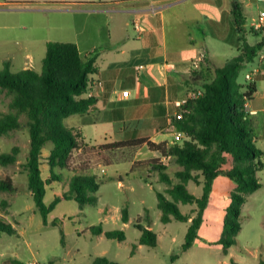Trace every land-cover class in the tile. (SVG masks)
Wrapping results in <instances>:
<instances>
[{"label":"trees","instance_id":"16d2710c","mask_svg":"<svg viewBox=\"0 0 264 264\" xmlns=\"http://www.w3.org/2000/svg\"><path fill=\"white\" fill-rule=\"evenodd\" d=\"M231 15L234 30L238 35V53L223 66L215 69L214 79L202 85V93L199 97L187 101L181 107L182 118L172 120L174 130L183 133L190 139L189 142L180 146L177 143L156 144L146 138H140L134 141L98 145L99 150L111 152L145 144L160 158H172L182 168L176 173L180 183L172 185L166 191L173 201L156 192L162 223H168L171 219L189 223L181 246L182 252L188 250L192 242L198 238L197 230L203 209L212 182L218 175L222 174L236 184L234 191L229 195L230 203L225 210L223 234L219 240V244L224 249L234 243L233 236L240 230L239 217L241 207L246 200L245 196L261 188L258 173L264 168V152L256 147L248 116L243 107L244 101L251 98L255 86L246 80L244 84H240L237 79L241 68L252 63L264 49V25L256 30L253 27L247 30L237 0L231 2ZM248 34L259 35L260 40L250 44L246 38ZM96 57L97 51H94L82 58L77 46L71 42H48L40 72L24 69L11 73L6 64L0 70V91L11 96L9 108L14 111V114L0 118V136L19 129L18 115H25L29 143L22 168L35 209L44 225H48L47 215L61 200H74L80 209L85 205L97 204L96 192L102 181L95 175L86 174L83 169L70 167L71 154L87 146L80 139L75 128H67L62 124L65 118L89 113L94 107L95 100L88 97L87 93L90 90L89 76L95 72ZM46 146H49L47 163L50 177L43 181L40 177L39 165L41 151ZM19 152V147L15 146L11 149V153L0 154V166L14 165ZM226 156L231 158L232 166L224 171L221 168L225 164ZM147 166L158 173L161 182L171 183L159 158L149 161ZM59 171L72 174L68 189L60 197H55L49 205H45L43 202L45 185L58 180ZM189 181L202 184V193L199 197H195L186 189L185 184ZM0 193L10 196L16 193L8 177H0ZM178 203L194 204L196 208L192 212L193 215L183 214ZM8 206V199L0 201V211H5ZM142 217L145 219L146 228L138 219L133 224L140 232L138 244L155 247L156 236L148 229L151 220L147 211ZM121 221L122 223L128 221L126 208L121 210ZM55 224L56 222L51 223L53 226ZM91 230L96 234L102 232L101 227H92ZM59 231L60 241L63 242V233ZM0 234H15L13 227L3 217H0ZM104 236L119 242L125 239L124 233L120 230L107 231ZM176 259L177 255H172L169 264H175ZM91 264L119 263L99 257Z\"/></svg>","mask_w":264,"mask_h":264},{"label":"crops","instance_id":"0c3cea01","mask_svg":"<svg viewBox=\"0 0 264 264\" xmlns=\"http://www.w3.org/2000/svg\"><path fill=\"white\" fill-rule=\"evenodd\" d=\"M27 1L29 2L24 3H31L30 8L33 9L36 5H41L38 7L43 6V10L68 12L75 18L89 21V25L82 23L84 26H73L71 40L67 41L77 46L82 58L97 51L95 72L89 76V80L101 83L100 86L93 85L90 89V97L95 100V105L89 113L78 115L76 123L71 126L77 130L87 147L126 141L124 135L128 134V131H137L141 137L158 143L155 140L158 134L154 131L170 130L168 121L175 111L172 103L192 88L201 89L203 84L211 82L215 77V69L222 66L219 64L222 61L221 55L215 47L222 43H231L239 48L238 35L234 30L231 15L233 0ZM237 2L241 6L245 28L248 30L257 23L259 14H264V0ZM48 3L54 5L46 6ZM97 16L103 17L94 19ZM246 38L250 44L260 40V36L255 34H248ZM208 45L213 46L212 52L208 51ZM200 52H204L200 68L197 71L190 70V62L196 59ZM26 57L33 58L31 55ZM24 63L18 71L25 69ZM247 66L250 70L245 77L250 75L248 81L254 84L255 91L248 100V109L245 112L256 147L264 152V49ZM122 91H128L127 97L122 96ZM93 131H101L100 142L91 141L90 138L94 137ZM25 148L28 149V145L24 146ZM19 149V154L23 153V159L17 158L14 165L3 167L6 169L0 172V177H8L16 189V193L11 196L0 193V201L10 198L9 206L5 211H0V217L13 227L14 236L26 241L42 233L56 231L60 235L57 224L66 219L73 223L79 221L77 217L83 208L80 209L76 203L74 205V200H61L55 208L68 202L72 209L65 212L61 207L58 218L49 219V213L48 225H44L35 209L22 168L28 150L25 153L21 147ZM80 151L78 150V154ZM48 155L49 146H46L41 151L39 165L43 181L50 177ZM58 174V180L45 185L44 204L60 197L68 189L72 174L65 171H59ZM118 185H121V182H118ZM99 214L102 215L99 218L101 223L109 221L107 212L100 209ZM56 221L54 226L51 225ZM122 225L127 227L128 221ZM92 227L96 226L92 223L85 226L71 224L66 235L78 239L87 238L89 241L97 240L98 243L106 239L104 233L108 230L101 227L102 232L96 234L91 230ZM143 227L146 228V225ZM148 229L151 230V227ZM124 241L125 239L118 242ZM27 244L29 246L30 242ZM61 245L66 247L64 236ZM42 247L43 245L39 246L40 249ZM74 248L76 249L71 251L74 254L85 251L82 247ZM69 253L70 249L65 254ZM104 253L106 252L102 251L95 258H104ZM6 263L17 264L16 256Z\"/></svg>","mask_w":264,"mask_h":264},{"label":"rangeland","instance_id":"374dc122","mask_svg":"<svg viewBox=\"0 0 264 264\" xmlns=\"http://www.w3.org/2000/svg\"><path fill=\"white\" fill-rule=\"evenodd\" d=\"M58 1L51 0L49 2ZM24 2L29 1L0 0V70L6 64L10 72L18 71L23 62L27 61L26 55H31L33 56L30 58L33 61L34 70L40 72L46 43L67 42L71 40L73 26L77 27L82 23L89 25V21H82V19L71 16L68 12L43 10L41 9L43 6L38 7L41 5H36L37 7L33 9L30 8L31 3L27 5ZM53 5V3L46 4V6ZM102 17L97 16L94 19ZM215 49L221 55L222 61L219 64L222 66L238 53L237 45L231 43H222ZM208 51H213L212 45H208ZM247 65H244L239 72L237 81L240 84H244L245 75L250 70ZM192 89L195 90V88ZM11 99V96L0 91V118L14 114V111L9 108ZM78 117V115H72L65 118L62 122L63 126L67 128L73 126ZM18 122L19 129L0 136V154L11 153V149L15 146H19L23 152H27L28 149H24V146L28 145L27 118L24 114L18 115ZM154 132L158 134L155 138L158 143L165 142L170 145L172 141L171 129ZM100 134L101 131H93L94 137L90 138L91 141L100 142L102 138ZM140 135L137 131H128L124 137L128 141H134L144 138ZM189 141L190 139L185 137L177 144L182 146ZM23 157L22 152L17 155L18 159H23ZM157 158L165 167V174L171 183L161 182L158 173L147 166L149 161ZM161 158L156 152L150 151L145 144L111 152L99 150L98 145L86 147L79 154L78 151H74L71 154L70 167L89 171L88 175H95L102 181L96 192V206L85 205L82 213L77 217L79 221L76 220L73 223L66 219L61 224H57L63 233L65 248L59 242L60 235L56 231L31 237L29 241L14 235L1 234L0 264H7L6 262L15 256L17 264H28V262L48 264L52 261L54 264H91L95 256L100 255L102 251L106 252L103 255L104 258L119 264H169L172 255H177L175 264L264 263V168L258 173L261 188L245 196L246 200L241 207L239 217L240 230L233 236L234 243L226 249L219 244L223 234L225 210L230 203L229 195L236 187L234 181L220 174L212 182L197 230L198 238L192 242L188 250L182 252L181 246L184 243L189 223L173 219L168 223H162L160 221L161 211L157 207L156 198V192H160L169 201H173L166 191L172 185L180 183L176 173L182 168L172 158H167L164 161H161ZM231 166L232 160L226 156L225 164L221 169L227 171ZM4 169L6 168L0 166V172ZM66 173L71 174L70 172ZM118 182H121V185H118ZM185 187L195 197H199L202 193L201 183L196 184L194 181H189ZM51 202L47 201L45 205H49ZM72 203L75 205L76 202ZM177 205L183 214L191 216L196 208L194 204L178 203ZM61 207L65 212L72 209L68 202L58 208L54 207L50 212L49 219L57 217ZM123 208L127 210V227H123L120 220ZM100 209L109 215L108 222L101 223L99 221V218L102 217L99 214ZM145 211L151 220V231L156 236L155 247L145 245L138 247L137 244L140 232L133 227V224L138 219L139 223L145 226V219L141 218ZM88 223H92L96 227H104L108 231L120 230L125 235V241L119 243L115 239L106 238L98 243L97 240L89 241L87 238L78 239L66 235L71 224L72 226L78 224L85 226ZM27 242H30L29 246ZM41 245L43 247L40 249ZM74 247H82L85 251L74 254L71 252L76 249ZM68 249H70V253L66 255Z\"/></svg>","mask_w":264,"mask_h":264},{"label":"built area","instance_id":"2783aa9c","mask_svg":"<svg viewBox=\"0 0 264 264\" xmlns=\"http://www.w3.org/2000/svg\"><path fill=\"white\" fill-rule=\"evenodd\" d=\"M263 25H264V14L260 13L258 16L257 23L254 25L255 26L254 28L259 29ZM203 58H204V52H200L199 55L197 56V58L190 62L189 69L193 70V71L199 69L200 63L203 60ZM24 67H25V69H28V70L33 69V61L30 57H28L27 61L24 63ZM246 79L250 80V75H247ZM89 85H90V89H91V86H93V85L100 86L101 83H100V81H91L90 80ZM201 93H202V89L190 90L187 93H185L183 97H181L180 99H178L172 103L173 107L175 108V111L173 112L172 117H170L169 121H168V126L172 131V134H171L172 141L170 144H175V143L179 142L180 140H182L183 138H185V135L183 133L177 132L174 130L173 125H172V120L173 119H181L182 114H183L181 107H183L187 101L192 100V99H196L197 97H199L201 95ZM87 95H88V97H90V90L88 91ZM127 95H128V91H122L123 97H127ZM247 103H248V99L245 100L244 104H243V107L245 110L248 109ZM166 159H167V157H162L161 161H164ZM28 264H37V263L36 262H28Z\"/></svg>","mask_w":264,"mask_h":264}]
</instances>
